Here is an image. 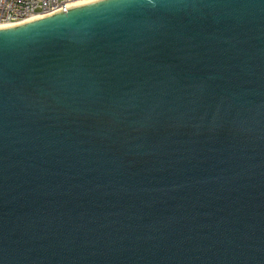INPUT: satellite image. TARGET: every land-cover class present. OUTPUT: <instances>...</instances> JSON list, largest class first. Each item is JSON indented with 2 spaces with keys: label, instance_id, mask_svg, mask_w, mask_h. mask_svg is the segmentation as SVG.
Segmentation results:
<instances>
[{
  "label": "water",
  "instance_id": "95a60500",
  "mask_svg": "<svg viewBox=\"0 0 264 264\" xmlns=\"http://www.w3.org/2000/svg\"><path fill=\"white\" fill-rule=\"evenodd\" d=\"M0 264H264V0L0 26Z\"/></svg>",
  "mask_w": 264,
  "mask_h": 264
},
{
  "label": "built area",
  "instance_id": "2783aa9c",
  "mask_svg": "<svg viewBox=\"0 0 264 264\" xmlns=\"http://www.w3.org/2000/svg\"><path fill=\"white\" fill-rule=\"evenodd\" d=\"M84 1L89 0H0V26L51 14Z\"/></svg>",
  "mask_w": 264,
  "mask_h": 264
}]
</instances>
